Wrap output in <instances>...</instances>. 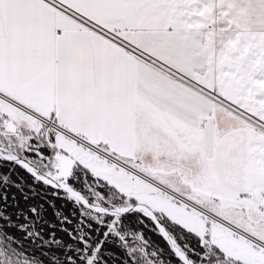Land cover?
<instances>
[{"label": "snow or ice", "instance_id": "1", "mask_svg": "<svg viewBox=\"0 0 264 264\" xmlns=\"http://www.w3.org/2000/svg\"><path fill=\"white\" fill-rule=\"evenodd\" d=\"M0 264H264V0H0Z\"/></svg>", "mask_w": 264, "mask_h": 264}]
</instances>
